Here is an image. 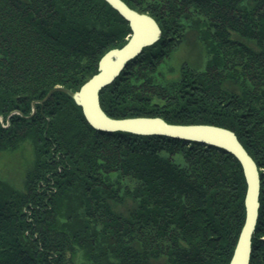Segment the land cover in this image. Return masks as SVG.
Here are the masks:
<instances>
[{
    "label": "trees",
    "instance_id": "trees-1",
    "mask_svg": "<svg viewBox=\"0 0 264 264\" xmlns=\"http://www.w3.org/2000/svg\"><path fill=\"white\" fill-rule=\"evenodd\" d=\"M124 1L161 35L100 90L103 110L233 130L260 173L250 264H264V0ZM131 33L107 0H0V154L33 151L23 188L0 175V264H229L246 216L234 154L96 129L61 90L33 110ZM190 37L205 57L171 65Z\"/></svg>",
    "mask_w": 264,
    "mask_h": 264
},
{
    "label": "water",
    "instance_id": "water-1",
    "mask_svg": "<svg viewBox=\"0 0 264 264\" xmlns=\"http://www.w3.org/2000/svg\"><path fill=\"white\" fill-rule=\"evenodd\" d=\"M125 17L132 29L129 40L120 48L110 49L99 61V70L78 90L64 86L52 88L40 102L47 100L54 91L68 93L81 105L86 120L96 129L122 130L137 134H163L185 140H194L224 148L240 161L246 180L244 197L245 221L240 230L229 264H250L252 235L259 214L260 173L254 158L246 150L237 134L226 127L208 123H171L160 116L111 117L102 108L100 90L111 83L127 62L138 55L145 46L156 42L161 35L158 22L146 12H139L124 0H107ZM149 26L144 32L141 24ZM33 101V105H34Z\"/></svg>",
    "mask_w": 264,
    "mask_h": 264
},
{
    "label": "rangeland",
    "instance_id": "rangeland-1",
    "mask_svg": "<svg viewBox=\"0 0 264 264\" xmlns=\"http://www.w3.org/2000/svg\"><path fill=\"white\" fill-rule=\"evenodd\" d=\"M193 41L194 39L192 37L189 45H186V43L180 45L175 52L173 59H171V65H179L185 58L190 59L191 61L195 58L197 62H200V60L202 61L205 57L203 49L200 47L199 42L196 44L193 43ZM38 101L39 99L34 102ZM33 106V110L35 111V103ZM32 156V144L29 141L23 143L19 148L12 152L0 154V175L10 180V182H13L18 188H23L22 180L27 167L31 164ZM174 158L176 161L180 162L183 160L181 154H176Z\"/></svg>",
    "mask_w": 264,
    "mask_h": 264
},
{
    "label": "bare ground",
    "instance_id": "bare-ground-1",
    "mask_svg": "<svg viewBox=\"0 0 264 264\" xmlns=\"http://www.w3.org/2000/svg\"><path fill=\"white\" fill-rule=\"evenodd\" d=\"M141 26H142V29H143L144 32H147V31L149 30V26H148L147 24L142 23ZM121 47H122V46H121ZM109 84H110V83H109Z\"/></svg>",
    "mask_w": 264,
    "mask_h": 264
}]
</instances>
